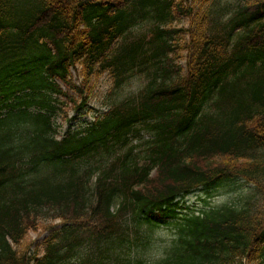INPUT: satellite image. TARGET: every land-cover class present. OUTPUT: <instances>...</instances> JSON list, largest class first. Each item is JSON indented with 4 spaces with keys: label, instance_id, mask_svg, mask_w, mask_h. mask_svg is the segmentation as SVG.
Here are the masks:
<instances>
[{
    "label": "trees",
    "instance_id": "16d2710c",
    "mask_svg": "<svg viewBox=\"0 0 264 264\" xmlns=\"http://www.w3.org/2000/svg\"><path fill=\"white\" fill-rule=\"evenodd\" d=\"M0 264H264V0H0Z\"/></svg>",
    "mask_w": 264,
    "mask_h": 264
},
{
    "label": "rangeland",
    "instance_id": "374dc122",
    "mask_svg": "<svg viewBox=\"0 0 264 264\" xmlns=\"http://www.w3.org/2000/svg\"><path fill=\"white\" fill-rule=\"evenodd\" d=\"M239 0H222V3H234ZM191 22L189 18H181L177 24H175L178 28H189ZM184 36V35H183ZM184 40L186 42L189 41V36L187 33H185ZM179 54L182 58H179L175 62L177 64L183 65L185 64L186 56H187V51L180 50ZM110 87V81L108 80L107 77H103L100 79L99 83L97 84V87L95 89V94L92 98V100L89 102V106L93 108L94 111H99L102 110L101 106L106 100V94L107 90ZM74 116L72 112L69 113V117ZM79 120L76 122H73L72 127L76 128L79 126L81 123H86L88 124L92 120V116L89 114H83L81 116H78ZM57 124L61 125V132H65L66 129L68 128V124L65 123L64 119L62 117H58L56 120ZM234 183V182H232ZM233 186L236 190L230 191L227 193V190H224L222 188L220 189H212V190H200L197 193H193L189 197H186L182 200V203L185 204L186 206H197L202 209H208L209 207H216L220 206L224 203H229L232 202L236 196L239 194L238 192L240 191L241 193L245 191L246 186L243 185L240 182L234 183ZM235 192V193H234ZM57 223V222H56ZM53 222L52 225L56 224ZM49 224V223H47ZM45 230L41 229L38 230L37 232H31L29 234V240L27 241V244L33 245L41 242L45 236ZM168 233L165 234V232L160 231L159 233L155 234V238H151V243L149 246L146 248H140V250H144L146 252L148 251H154L155 249L159 248L162 245H165L166 242L168 241L167 237ZM154 253V252H152Z\"/></svg>",
    "mask_w": 264,
    "mask_h": 264
}]
</instances>
